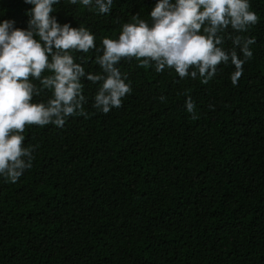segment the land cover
Returning <instances> with one entry per match:
<instances>
[{
	"label": "trees",
	"instance_id": "1",
	"mask_svg": "<svg viewBox=\"0 0 264 264\" xmlns=\"http://www.w3.org/2000/svg\"><path fill=\"white\" fill-rule=\"evenodd\" d=\"M155 3L113 0L99 14L60 0L52 15L95 36V49L71 55L101 74L102 39H118L136 14L150 24ZM249 3L259 22L242 34L255 43L237 86L231 62L204 84L123 59L132 91L120 108L95 109L100 85L83 79L87 115L26 126L32 168L16 183L0 177V264H264V0ZM31 7L0 0V21L27 28Z\"/></svg>",
	"mask_w": 264,
	"mask_h": 264
},
{
	"label": "clouds",
	"instance_id": "2",
	"mask_svg": "<svg viewBox=\"0 0 264 264\" xmlns=\"http://www.w3.org/2000/svg\"><path fill=\"white\" fill-rule=\"evenodd\" d=\"M24 2L32 5L27 28L15 27L13 20L0 21V177L10 183L33 166L35 146H24L26 126L63 127L67 118L87 115L83 79L99 83L92 106L104 114L120 108L132 91L116 67L123 59L135 58L141 67L154 65L157 73L166 67L174 69L181 79H195L199 74L204 84L221 63L231 62L235 71L230 79L237 86L255 43L253 37L242 34L259 22L249 0H156L150 24L136 14L133 23L122 25L118 39H102V55L97 57L102 73L93 74L74 62L71 52L95 49V36L84 27L57 21L52 13L60 0ZM69 2L75 5L78 0ZM79 3L108 14L113 0ZM226 39L233 45L227 51L221 46ZM45 71L51 74L43 75ZM44 91L51 92L47 102H33ZM185 107L192 119H198L190 96ZM209 108L214 110L212 105Z\"/></svg>",
	"mask_w": 264,
	"mask_h": 264
}]
</instances>
